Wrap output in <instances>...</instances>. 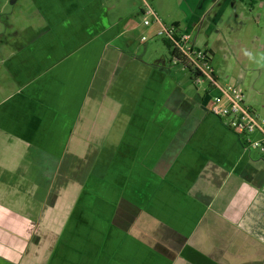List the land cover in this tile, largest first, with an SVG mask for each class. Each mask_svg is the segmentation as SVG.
Returning a JSON list of instances; mask_svg holds the SVG:
<instances>
[{
    "label": "crops",
    "instance_id": "0c3cea01",
    "mask_svg": "<svg viewBox=\"0 0 264 264\" xmlns=\"http://www.w3.org/2000/svg\"><path fill=\"white\" fill-rule=\"evenodd\" d=\"M115 9L19 0L5 19L1 66L17 87L0 98V264H264L260 135L139 63L143 9L125 24ZM202 13L176 33L192 42Z\"/></svg>",
    "mask_w": 264,
    "mask_h": 264
},
{
    "label": "rangeland",
    "instance_id": "374dc122",
    "mask_svg": "<svg viewBox=\"0 0 264 264\" xmlns=\"http://www.w3.org/2000/svg\"><path fill=\"white\" fill-rule=\"evenodd\" d=\"M18 1L0 0V35L5 33V19L13 12L15 2ZM250 1L236 0L234 5H230L229 2L223 4L224 1H222L221 5L223 4L222 7L225 8L222 22L214 25L211 21L214 12H210L205 26L194 32L191 43L213 52L212 68L221 85H240L245 91V97L249 104L252 105L254 100H257L261 105H264V0H256L257 3L254 5H251ZM103 2L108 7L116 8L115 17L122 24L128 22V16L133 15L134 17L140 8L143 9L145 6L144 0H103ZM149 2L163 26L170 29L173 27L172 22H179L183 30L187 27L190 13L192 12V17L195 12H198L201 4L200 0H149ZM142 21L143 17L140 16L136 22L138 27L133 35L136 43L134 54L138 56L139 63L145 67L151 65L152 68L160 65L167 70L171 77L183 81L184 92L187 95L193 98L200 96L205 101L213 100V95L212 98H209L210 96L208 97L204 92L210 85L208 79L206 77L201 79L202 83L198 90V87L194 85L192 73L186 70L182 64L175 62L172 50L165 43L166 37L156 35L160 25L155 23L153 18H150L151 25L148 27L141 25ZM143 36L147 41L141 44L140 38ZM1 65L0 59V98L7 96L17 87L16 83L8 79L7 72ZM257 111L259 114L261 113V109L257 108ZM34 157L35 154L28 153L24 159L30 161ZM5 173L0 175V178L4 176L6 182H9L11 175L6 171ZM22 174L26 180L36 176V174L30 175L27 168H23ZM28 176L29 178H27ZM48 184L47 181L40 183L38 193L35 195L38 197L42 195L44 187H51V184ZM21 186L27 191L32 183L23 182ZM57 190L59 191L58 188L55 191Z\"/></svg>",
    "mask_w": 264,
    "mask_h": 264
},
{
    "label": "built area",
    "instance_id": "2783aa9c",
    "mask_svg": "<svg viewBox=\"0 0 264 264\" xmlns=\"http://www.w3.org/2000/svg\"><path fill=\"white\" fill-rule=\"evenodd\" d=\"M144 2L143 26L151 25L150 18L160 25L156 35L164 36L175 43L180 60L175 58L174 60L177 64H182L184 67L189 66L192 69L194 85L200 87L201 79L203 77L208 79L210 88L216 93L210 112L217 117L229 118V125L237 135H260L259 139L252 140L250 144L264 156V119L258 117L254 107L247 102L243 88L236 84L221 85L212 68L211 51L193 45L189 37L183 35L179 37L174 26L170 29L163 26L149 0H144ZM142 41L145 42L147 39L142 37Z\"/></svg>",
    "mask_w": 264,
    "mask_h": 264
},
{
    "label": "flooded vegetation",
    "instance_id": "af4514ba",
    "mask_svg": "<svg viewBox=\"0 0 264 264\" xmlns=\"http://www.w3.org/2000/svg\"><path fill=\"white\" fill-rule=\"evenodd\" d=\"M200 1H201V4H200V7L198 9V12L200 13L201 10H204V13H202V15H201L203 21L204 20L207 21L208 15L210 14V12L211 13L214 12V14L212 15L213 18L211 20V21H213L214 25L215 24L218 25L223 20V18H222L223 17V13L225 12V8L222 7L223 4L224 3L228 4V2H229L230 5L231 4L234 5V3H236V0H200ZM222 1H224V2L221 5ZM239 1L245 2L246 0H239ZM250 3H251V5L252 4L254 5L257 2H256V0H251ZM206 6H208V7L206 8ZM0 12H1V7H0ZM195 13H197V12H195ZM217 32H218V30H217ZM211 55H212V57H211V63H212V61H213V52H211Z\"/></svg>",
    "mask_w": 264,
    "mask_h": 264
},
{
    "label": "trees",
    "instance_id": "16d2710c",
    "mask_svg": "<svg viewBox=\"0 0 264 264\" xmlns=\"http://www.w3.org/2000/svg\"><path fill=\"white\" fill-rule=\"evenodd\" d=\"M174 27L177 29L179 26L178 25H174ZM179 37H181V36H179ZM165 43L172 50L173 58L180 60V55H179L178 49L176 48L175 43L173 41H171L170 39H168V38L165 39ZM185 68L188 69L191 73L193 72L192 69L189 66H185Z\"/></svg>",
    "mask_w": 264,
    "mask_h": 264
}]
</instances>
